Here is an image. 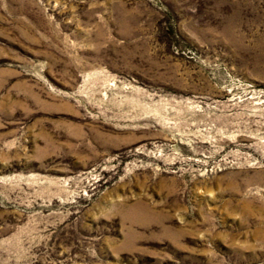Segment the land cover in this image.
Instances as JSON below:
<instances>
[{
	"label": "rangeland",
	"instance_id": "1",
	"mask_svg": "<svg viewBox=\"0 0 264 264\" xmlns=\"http://www.w3.org/2000/svg\"><path fill=\"white\" fill-rule=\"evenodd\" d=\"M263 234L264 0H0V264H264Z\"/></svg>",
	"mask_w": 264,
	"mask_h": 264
},
{
	"label": "bare ground",
	"instance_id": "2",
	"mask_svg": "<svg viewBox=\"0 0 264 264\" xmlns=\"http://www.w3.org/2000/svg\"><path fill=\"white\" fill-rule=\"evenodd\" d=\"M262 233V232H261ZM261 239H264V234L262 236H260Z\"/></svg>",
	"mask_w": 264,
	"mask_h": 264
}]
</instances>
